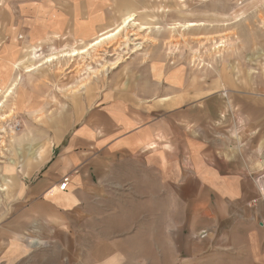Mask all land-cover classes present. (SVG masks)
Segmentation results:
<instances>
[{
    "label": "crops",
    "instance_id": "0c3cea01",
    "mask_svg": "<svg viewBox=\"0 0 264 264\" xmlns=\"http://www.w3.org/2000/svg\"><path fill=\"white\" fill-rule=\"evenodd\" d=\"M14 1L20 20L18 31L6 24L10 38L70 35L79 44L70 48L111 32L117 16L138 13L128 0ZM40 49L26 46L12 64L31 72ZM170 70L173 80L156 87L131 76L79 113L56 116L45 127L51 143L18 139L9 168L41 165L19 178L20 207L9 222L17 217L18 229L9 227V239L21 235L23 219L27 228L40 219L57 230L61 264H264V83L241 85L228 71L221 82L200 78L193 86ZM134 161L145 168L146 194L123 190L118 173Z\"/></svg>",
    "mask_w": 264,
    "mask_h": 264
},
{
    "label": "rangeland",
    "instance_id": "374dc122",
    "mask_svg": "<svg viewBox=\"0 0 264 264\" xmlns=\"http://www.w3.org/2000/svg\"><path fill=\"white\" fill-rule=\"evenodd\" d=\"M128 1V8L138 12L134 15L138 24L117 39L95 46L83 58L69 55L78 49L70 47L79 45L70 35L29 42L17 32L10 38L6 24L11 22L18 31V1L0 0V264H61L66 257L60 248L62 241L57 240V230L48 221L38 219L27 228L23 219L21 235L9 239V227L18 229L17 217L12 226L9 222L20 207L16 196L19 178L32 174L41 165L31 160L24 167L26 173L19 166L9 168L10 158L18 160L14 146H18L19 138L27 136L28 140L51 143L53 134L51 138L45 130L47 122L56 116L79 113L84 106L97 102L112 83L127 82L131 76L153 79L149 88L158 85L155 80H173L168 68L193 86L200 78L204 84L221 82L228 71L241 85L253 87L259 80L264 83V0ZM121 20L117 16L105 30H115ZM139 25L148 28L140 29ZM31 45L41 47L40 56L33 62L36 68L27 72L23 64L12 63L22 58L27 53L26 46ZM64 47L69 48L67 55L53 63L46 62L53 50ZM18 76L22 78L16 81ZM24 89V102L17 104L18 92ZM118 175L124 181V191L147 193L146 171L140 163H130ZM131 180L136 182L132 184ZM4 184L9 188L3 189ZM137 206L140 211L146 205L140 202ZM174 206L171 203L172 209Z\"/></svg>",
    "mask_w": 264,
    "mask_h": 264
},
{
    "label": "bare ground",
    "instance_id": "6f19581e",
    "mask_svg": "<svg viewBox=\"0 0 264 264\" xmlns=\"http://www.w3.org/2000/svg\"><path fill=\"white\" fill-rule=\"evenodd\" d=\"M136 24H138V23H137L134 15L129 14L123 18L122 23L115 30H113V31H111V32H109L103 36H100L98 38H95V40L93 42L86 44L82 48L74 49L70 52V54L69 53L68 54L70 56H73V57L80 55L84 58L83 54L89 55L91 49L95 50L96 47L103 45L105 42L117 39L118 36L123 33V31H125V30L128 31V29L130 27H132L133 25H136ZM192 24H194V23H192ZM139 27H140V29H145V28L147 29L148 28L145 25H139Z\"/></svg>",
    "mask_w": 264,
    "mask_h": 264
},
{
    "label": "built area",
    "instance_id": "2783aa9c",
    "mask_svg": "<svg viewBox=\"0 0 264 264\" xmlns=\"http://www.w3.org/2000/svg\"><path fill=\"white\" fill-rule=\"evenodd\" d=\"M68 181H69V178L67 177V176H65L64 178H63V181H62V183H61V188H66V186H67V184H68Z\"/></svg>",
    "mask_w": 264,
    "mask_h": 264
}]
</instances>
